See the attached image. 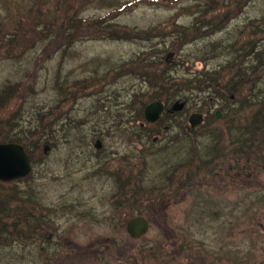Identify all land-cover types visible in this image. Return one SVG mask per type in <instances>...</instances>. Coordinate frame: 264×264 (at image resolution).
Here are the masks:
<instances>
[{
  "label": "rangeland",
  "instance_id": "374dc122",
  "mask_svg": "<svg viewBox=\"0 0 264 264\" xmlns=\"http://www.w3.org/2000/svg\"><path fill=\"white\" fill-rule=\"evenodd\" d=\"M263 19L264 0H0V101L5 103L8 88L19 84L24 133L39 129L48 113L55 115L47 129L55 145L43 147L46 154L34 160L29 176L14 184L27 203L20 208L22 225L28 217L36 237L37 201L98 207L97 194L113 182L94 167L110 154L128 153L124 166L141 168L137 178L150 188L136 206L122 205L121 227L108 220L95 223L82 207H62L78 218L60 239L61 247L67 246L60 261L38 252L40 245L59 251L58 240L34 241L21 235L20 225V235L0 241V264H124L130 249L140 253L136 264H264V144L234 155L218 142L225 154L222 159L214 154L210 144L217 140L198 129L206 116L194 105L208 91L195 90L169 119L172 127L166 120L144 127V107L160 99L151 101L153 87L134 68L151 73L152 65L164 63L166 80L217 68L230 60L228 45L239 39L241 29L257 28ZM259 48L264 49V39ZM256 79L263 88L264 70ZM136 95L140 104L133 102ZM15 104L4 105L9 118ZM215 104L208 105L214 114L220 112ZM196 112L203 122L184 137L179 122L189 127L188 117ZM248 159L254 164L258 159L260 166ZM175 166L176 175L171 173ZM133 216L148 223L136 239L125 229ZM53 223L67 228L70 221L58 217ZM108 242L115 246L110 249Z\"/></svg>",
  "mask_w": 264,
  "mask_h": 264
},
{
  "label": "trees",
  "instance_id": "16d2710c",
  "mask_svg": "<svg viewBox=\"0 0 264 264\" xmlns=\"http://www.w3.org/2000/svg\"><path fill=\"white\" fill-rule=\"evenodd\" d=\"M79 22H84V20H80ZM96 22H100V19L95 20L94 23ZM166 27L167 25L163 26V28ZM120 29L119 31L122 33L130 32L128 29ZM169 29L179 35L180 32H182L179 28L178 31L174 26H169ZM165 31L166 30H161L160 33L163 34ZM149 33L152 32H148L146 35ZM239 36L238 40L228 45L229 51L232 53L230 60L224 65L214 69L202 68L194 74H181L174 80H172L171 77L166 80L164 78V68L166 67L164 63H157V66L152 65L149 68L151 73H147L145 67H134L136 69L135 72L141 74V78H144V80L153 87V93L149 97L151 101L160 99L165 106V110L159 120L155 123H145L144 127L155 126V124L157 126L160 122L163 123V120L167 122L170 121L169 119H172L173 116L176 115V112L168 111L167 108L169 106L179 101L184 103V109L188 101L193 97V93L195 94V90H198L199 93H201V91H208L203 94L205 96L201 101L194 102V105L196 106L195 110L197 112L201 111L206 116V123L198 127V129L206 130V134L217 140L214 142L215 145L210 144V150L214 154L221 157L220 159H222V156L225 154L223 148H220L221 144L218 142H225L228 147L226 153H234V155L246 153L248 151L254 152L257 150L259 144H264V85L263 88H259V80L256 79L257 74H260V72L264 70V49L259 48L260 41L264 39V22L260 23L257 28L250 25L244 26ZM248 57L250 58L249 61L247 60ZM16 85L18 87L8 88L11 94L8 95L6 101L3 100L5 103L1 101L0 108H3L2 111L4 114L7 112L5 110L6 106L3 105H8L9 101L12 102V99H16L17 93L20 92L19 84ZM13 92L15 94L12 97ZM138 98L139 96L136 95L133 102L139 103ZM211 102L219 103L218 105L215 104L214 108L220 110L222 113L221 118H217L214 113L209 111L208 105H210ZM57 107L59 106L56 105L53 108L56 109ZM16 108L17 107L13 108V112L15 113ZM2 118H5L4 115ZM10 119L11 118H9V120ZM54 119L55 115H49L48 113V116L44 117L41 121L39 129L30 130L28 133L20 131V145L23 146L26 154L29 156L31 164H33L34 160L37 158L39 159V157L42 158L43 155L46 154L44 148L46 146L48 147L47 143L51 141L49 137H52L51 132L47 134V129L51 128L50 126L52 122L55 121ZM184 123L183 120L179 122L182 128L181 132H183L181 134H183L184 137H189L196 129H191L188 126L186 127ZM166 126L168 128L172 127L169 122ZM143 137L145 136L143 135ZM147 137H149V134ZM171 137V141L176 140V134ZM126 155L127 157H125ZM126 155L122 157L116 156L112 160L104 162L103 166L99 168L103 173L108 174V176H115L116 183L119 184L120 187L125 186L127 189L134 192L131 198L133 199V206H136V203L139 202L144 195L146 197L150 188L143 186L141 180L137 178L141 168H128L124 166L131 158L128 153H126ZM258 156L259 154L257 157ZM215 159L217 160L219 158L216 157ZM261 159L262 158H260V162ZM248 162L253 163L251 160ZM260 162L258 163V159H256V163L252 165L260 166ZM208 165L210 166L212 164ZM171 173H175L176 175V166ZM14 184L15 183H3L0 181V223L4 228V234L2 238H0V241L20 235V225H22L20 220L22 216L20 214V208L25 209L26 206L24 205L27 203L24 202ZM168 190L166 191H171L170 189ZM124 192L127 193L126 191ZM163 193L165 194V191ZM125 200L128 201V198L122 201L124 202ZM14 204H16V206H14ZM22 212L23 214H27L25 210ZM3 217H9L11 222H5ZM27 220H29L28 217L25 218V222L21 226L24 229V234L21 235L33 238L32 240L35 241L36 239L31 233L33 229H31V226L29 227L31 223ZM36 231L35 218L34 235ZM5 236H7V239ZM173 247L176 248V244L173 245ZM127 256L128 259L124 264H136L139 262L140 253L137 255L136 249H130ZM145 259L151 262L152 257L146 256Z\"/></svg>",
  "mask_w": 264,
  "mask_h": 264
},
{
  "label": "flooded vegetation",
  "instance_id": "af4514ba",
  "mask_svg": "<svg viewBox=\"0 0 264 264\" xmlns=\"http://www.w3.org/2000/svg\"><path fill=\"white\" fill-rule=\"evenodd\" d=\"M3 95H0L2 97ZM14 94L12 95V97ZM16 100V115L9 120V117L11 115H8L7 113L4 114L2 111L3 108H0V145L4 144H16L20 146V92L17 93L16 99H12V102ZM11 104V103H10ZM9 104V105H10ZM0 106H1V101H0ZM4 106V105H3ZM14 108V107H13ZM4 115L5 118H2ZM49 141L47 143L48 147H52L55 145V140L54 138H49ZM53 144V145H52ZM115 156V154H110L106 157H102L99 162L95 165V172L101 174L102 176L105 174L100 170L101 166H103L104 162H107L108 160H112ZM118 165V164H116ZM100 167V168H99ZM105 178H110L111 182H113L112 185H110L107 190L103 189L101 192H99V195L97 194V200H100L97 202L98 207L95 205V203H90L88 202L87 204L84 201H53V202H48L47 205L43 204L41 201L36 202L35 204V218H36V230L37 233L35 234V239H38V242H41L44 240L45 236H47V239L51 241V239H55V241H59L57 250H50L46 249L44 246V249L42 250V246L40 245L38 247V252L40 254L42 253H48L52 257L57 258L59 261L62 257L63 254L67 253L66 249L67 246L64 248L61 247V241L64 237L63 234L69 233L71 227H72V222L73 220H76L78 217L74 215V212H69L67 210H62V207L70 208V206H74L75 208H81L82 211H87L89 213V218L91 220L96 219L95 223L102 222L103 220H108L109 222H114L115 224L117 223L118 227H121V221L123 220V216H121V208L122 205H126V203L129 205V207H133V199L131 196L133 195V191L130 189H127L125 186H119V184L116 183L115 176L111 177L108 176V174H105ZM1 181V180H0ZM3 183H6L5 181H1ZM8 183H15L19 184L20 179ZM126 191L127 193H125ZM129 196V197H128ZM128 201H122L123 199H127ZM122 199V200H121ZM84 207V208H83ZM70 210V209H69ZM62 217L65 218L66 220L70 221V224L68 225L67 228H59L55 223H53V218H58ZM136 216H133L131 218H134ZM130 218V219H131ZM84 219L85 223H88V221L85 218ZM127 224V223H126ZM115 226V225H114ZM126 226V225H125ZM126 229V228H125ZM4 234V228L3 225L0 223V238H2ZM58 234L61 236H58ZM110 238H107L109 240ZM115 240V238H113ZM108 247L113 248L115 245V242L111 244L106 243ZM112 247H111V246ZM99 248L96 249L94 247V250L98 252L100 250ZM112 254V253H111Z\"/></svg>",
  "mask_w": 264,
  "mask_h": 264
},
{
  "label": "water",
  "instance_id": "95a60500",
  "mask_svg": "<svg viewBox=\"0 0 264 264\" xmlns=\"http://www.w3.org/2000/svg\"><path fill=\"white\" fill-rule=\"evenodd\" d=\"M173 53L169 52L166 55V62L168 58L172 57ZM184 104L181 102L176 103L172 106L170 112H176L183 109ZM164 105L160 101H155L146 105L143 109V116L147 123H154L163 112ZM217 118L221 117L219 111L215 112ZM203 116L200 113H192L188 117V123L190 128L202 124ZM97 147L100 143L97 142ZM31 170L29 157L25 153L23 147L16 144H4L0 145V180L12 181L19 178L26 177ZM148 229L147 220L141 216H137L131 219L127 225L126 230L129 236L133 239L139 238Z\"/></svg>",
  "mask_w": 264,
  "mask_h": 264
}]
</instances>
